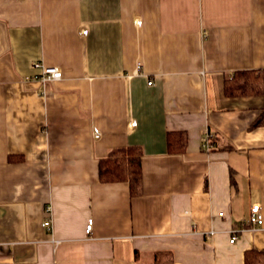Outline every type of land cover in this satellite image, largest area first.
<instances>
[{
    "label": "crops",
    "instance_id": "0c3cea01",
    "mask_svg": "<svg viewBox=\"0 0 264 264\" xmlns=\"http://www.w3.org/2000/svg\"><path fill=\"white\" fill-rule=\"evenodd\" d=\"M246 71L264 0H0V264H264V93H225ZM127 147L137 196L100 181Z\"/></svg>",
    "mask_w": 264,
    "mask_h": 264
},
{
    "label": "trees",
    "instance_id": "16d2710c",
    "mask_svg": "<svg viewBox=\"0 0 264 264\" xmlns=\"http://www.w3.org/2000/svg\"><path fill=\"white\" fill-rule=\"evenodd\" d=\"M261 76L262 71L236 73L226 81V95L235 97L264 93V80ZM263 123L264 115L262 119L253 124V128ZM171 138L175 139V136L170 133L168 135L170 147L172 146ZM212 144L214 145L213 139ZM142 156L143 152L140 147L112 150L107 158L100 161V181L103 183L128 182L131 195H139L142 191Z\"/></svg>",
    "mask_w": 264,
    "mask_h": 264
},
{
    "label": "built area",
    "instance_id": "2783aa9c",
    "mask_svg": "<svg viewBox=\"0 0 264 264\" xmlns=\"http://www.w3.org/2000/svg\"><path fill=\"white\" fill-rule=\"evenodd\" d=\"M138 25L141 24L140 21L137 22ZM87 33V31H85V34ZM34 67L36 69H39L41 74L37 77L41 82L43 83H47V82H55L58 80H61L63 77V72L59 67H54V66H46L41 62H38L36 64H34ZM149 85L153 84V81H149L148 82ZM135 124V123H134ZM94 134L95 137H99L100 136V132L98 129L94 130ZM206 137L204 138V143H203V148L206 151H210L213 148V144H212V139L213 136L210 132H208L207 134H205ZM222 215V214H221ZM263 211H262V207L259 204H254L251 207L250 210V214L248 217V222L251 225V230H258V229H264V216H263ZM44 227L51 229V223L50 221H46L44 224ZM92 225H93V220H89L88 222V226L86 229V232L89 234L91 233L92 230ZM237 240V236L234 234L232 239H231V243H234Z\"/></svg>",
    "mask_w": 264,
    "mask_h": 264
},
{
    "label": "rangeland",
    "instance_id": "374dc122",
    "mask_svg": "<svg viewBox=\"0 0 264 264\" xmlns=\"http://www.w3.org/2000/svg\"><path fill=\"white\" fill-rule=\"evenodd\" d=\"M214 147V146H213Z\"/></svg>",
    "mask_w": 264,
    "mask_h": 264
}]
</instances>
